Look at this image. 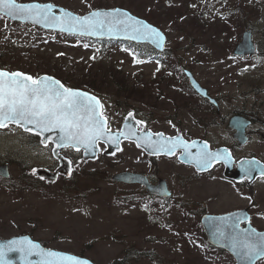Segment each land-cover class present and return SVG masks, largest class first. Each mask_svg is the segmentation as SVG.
I'll return each mask as SVG.
<instances>
[{
	"label": "rangeland",
	"instance_id": "obj_1",
	"mask_svg": "<svg viewBox=\"0 0 264 264\" xmlns=\"http://www.w3.org/2000/svg\"><path fill=\"white\" fill-rule=\"evenodd\" d=\"M17 1L50 2L79 16L124 8L167 35L164 60H147L125 42L100 44L0 16V68L12 71L7 68L27 63L70 88L99 93L110 129L120 130L131 119L123 112L128 109L138 113L146 129L208 138L214 147L229 143L221 127H209L217 122L228 127L223 116L247 115L264 132V55L233 56L248 27L264 51V0ZM185 70L214 95L219 108L193 92ZM32 136L15 125L0 130V164L11 166V178L0 177L1 239L30 236L95 264H235L205 247L195 230L199 205L224 213L251 204L254 223L264 228V181L239 187L223 178L221 168L197 174L166 158L150 161L127 142L116 156L101 152L96 161L74 170L70 180L41 185L30 171L49 168L54 159ZM258 136L251 149L262 155L264 140ZM125 171L165 179L172 197L165 203L141 186L112 181Z\"/></svg>",
	"mask_w": 264,
	"mask_h": 264
},
{
	"label": "snow or ice",
	"instance_id": "obj_2",
	"mask_svg": "<svg viewBox=\"0 0 264 264\" xmlns=\"http://www.w3.org/2000/svg\"><path fill=\"white\" fill-rule=\"evenodd\" d=\"M54 8L55 5L52 4H21L16 0H0V16L7 15L13 19L30 21L45 28L58 29L62 33L91 36L124 35L132 40H151L157 47H162L165 40L158 29L121 9L94 10L88 15L78 16L65 10H61L60 15H57ZM135 62L142 63L138 59ZM102 109L103 105L96 97L65 87L53 77L34 78L20 72L0 70V128L15 124L26 132L40 135L56 131L60 134L57 137V147L72 148L77 152L83 149L85 153L98 149L102 142L118 145L121 137H135L138 147L150 149L156 155L163 153L171 156L176 150L183 149L184 154L191 157L190 162L195 164L198 170H206L214 162H231L230 156L222 159L221 153L210 151L207 143L193 154L191 149L197 147L196 142L190 143L182 136L165 137L163 133L153 134L148 131L143 132L141 137L130 128L114 133ZM128 118L134 120L135 114L129 113ZM144 123L136 121L137 125ZM153 135L160 139L153 140ZM48 139L51 138L46 137L45 142ZM248 164L249 167L244 169L246 178H250L251 173L255 171L256 162ZM261 175L264 176V171ZM221 219L227 220L229 217ZM232 219L233 230H239L241 217L237 215ZM244 219L250 223L249 217ZM239 231L242 234L241 239L230 236L221 228H217L215 234L219 239H231L233 247L238 248L239 254L247 260H251L253 256H264V233H259L254 228ZM9 251H20L24 253L25 258L38 255L42 258L41 264H91L90 261L75 256L45 251L39 244L27 239L11 241Z\"/></svg>",
	"mask_w": 264,
	"mask_h": 264
},
{
	"label": "water",
	"instance_id": "obj_3",
	"mask_svg": "<svg viewBox=\"0 0 264 264\" xmlns=\"http://www.w3.org/2000/svg\"><path fill=\"white\" fill-rule=\"evenodd\" d=\"M17 3H19V2H17ZM30 3H39V2H30ZM21 4H29V3H21ZM40 4H51V3H40ZM116 9H121L123 11H126V12L130 13L129 11H127L125 9H122V8H116ZM61 10H65L67 12L73 13L72 11H70L68 9H65V8H62V7H59V6L55 5L54 11H55V13L57 15H60ZM110 10H113V9L101 10V11H110ZM73 14H75V13H73ZM75 15H77V14H75ZM4 16L8 17L7 15H4ZM132 16H134V15H132ZM134 17H136V16H134ZM8 18H10L13 21H17V22H21V23H31V24H33L30 21H25V20H20V19H13L11 17H8ZM136 18H138V17H136ZM138 19L141 20V21L146 22L147 24H149L145 20H142L140 18H138ZM33 25L38 26V27L42 28L43 30L60 32L58 29L45 28L44 26L39 25V24H33ZM149 25H151V24H149ZM151 26H153V25H151ZM153 27H155V26H153ZM155 28L158 29L163 34V36L165 38L162 47H157L155 44H153L151 42V40H132L129 37L124 36V35H116V36L97 35V36H91V35L69 34V33H66V32H64V33L72 35V36L86 37V38L93 39V40H98V41H122V42H133V43H138V44H149V45L153 46L154 48H156L158 51L162 52V51H164L165 46L167 44V37L159 28H157V27H155ZM255 52H256V50H255L254 42L252 40V33L250 31H247V32L244 33L242 41L235 48L234 54L236 56H246V55H254ZM20 73H22V72H20ZM26 75H28V74H26ZM186 75H187V77H188V79L190 81V84L193 87V89L200 96L208 98L209 96H208L207 89H205L204 87L201 86V84L194 77L193 73H191L190 71H186ZM43 76H49V75H43ZM43 76H41V77H43ZM49 77H51V76H49ZM74 90H79V89H74ZM79 91H83V90H79ZM83 92H85V91H83ZM86 93H88V92H86ZM89 95H91V94H89ZM211 102L214 103V104H217V101L215 99H211ZM10 125H15V124H10ZM231 126L233 127V129H235L237 131V135L235 137L240 140L241 144H244L246 139H247L246 135H245V129H246L247 123L243 122V118L242 117L236 116V117H234L231 120ZM129 128L132 131H135L136 134L138 136H141V137L143 136V132H148V131L138 132L137 131L136 121L133 120V119L127 120V122L124 124L122 130L127 131ZM22 130L24 131L23 128H22ZM113 132L116 133L118 131H113ZM29 133L36 134V135L40 136L41 143L43 145H48V144L54 145V150H53L54 158L60 160V163H61V168L59 169L60 172L50 173L48 170H46L44 168H36V169L33 170V173L36 176L42 177L44 179H47L49 182H56L58 177H59V173H62V174H65V175H69L71 164L61 154H59V152L62 149H64V148H60V147L56 146V144L58 143L57 137L60 134L58 132H56V131L44 133L43 135L37 134L35 132H29ZM46 137H50L51 139H48L45 142V138ZM165 137H170V136H165ZM159 139H160V137H158L156 135H153V140H159ZM126 141L135 142L137 144V142L135 140V137H133L132 139H125L124 137H121L120 138V142H119L118 145L117 144H109V143H106V142H102L101 144H104L107 147V150H106L105 153L107 155H109V156H113L117 152L121 151L122 143L126 142ZM195 142L197 144V147L191 149V152L193 154H196L199 151L200 147H202V145L204 144V142H202V141H195ZM141 148H143L148 154H151L152 156H157L156 154H153L150 149H147L145 147H141ZM178 150H181V149H178ZM178 150H176V151H178ZM81 151H83V153H84V160L81 162V164L83 165L85 162H87L89 160H96L97 159V156H98V154L100 152V146H99L98 149H93L92 151H90L88 153H85L83 149H81ZM54 152H55V154H54ZM212 152L221 153L222 159L225 156H230L231 162L230 163H224L226 165V167L228 168V171H227V174H226L227 176L235 178L238 181H240L243 177H246L244 169L249 167L248 162H253V161H245L244 163H247V165H241L239 168L233 169V165H232L233 164V161H232L233 158H232L229 150H227L225 148H222V149H218V150L212 151ZM158 155H165V154L161 153V154H158ZM180 160L182 162L186 163V164L195 166V164L190 162L191 157H188L186 154H184V150H183V154L180 156ZM216 163H223V162H214L213 165L210 168L206 169V170H204V169H201V170L197 169V170L201 171V172L209 171V170H211L214 167V165ZM262 171H264V167L261 166V165L258 166L257 164H255V171H253L251 173V176H250L251 181H253L256 178L257 175H261ZM0 175L4 176V177H7V178L9 177L8 166L0 165ZM114 180L117 181V182H124V183H129V184H134V183H142V184H144L146 182V177H144L142 175L126 172V173H121V174H118V175L114 176ZM158 193H160L162 196H165V197L170 195V193L167 191V187H165V184H163V185L158 187ZM237 215L241 217V221H242V222L239 223V230H243L240 227V224L243 223V222L248 221L247 219H244V217H249L250 218V216L247 214L246 211L235 212V213H231V214L223 215V216L205 215L203 217V225H204L205 231H206V233L208 235L210 243H212L213 245H215L217 247H221V248L229 250L234 255V257L236 258L237 264H256L257 261L262 259V258H264V256H253L251 260H247V259L243 258L239 254L240 250L238 248H234L233 247L231 239H219L218 236L215 234L216 229L217 228H221L225 232L229 233L230 236H235L237 239H241L242 238L241 232L239 230H233V228H232V225L234 223V220L232 219V217L237 216ZM224 217H229V219H227V220L221 219V218H224ZM247 228H253V227L251 226L250 223H248ZM259 233H264V232H259ZM21 239L31 240L33 243L39 244L40 247L42 249H44L45 251H53V252L63 253V254H66V255H71V256H75V257L83 259V260L90 261L89 259H86V258H83V257H79V256H76V255H73V254H70V253L60 252V251L48 249L45 246H43L40 242L33 240L30 236H21V237H14V238H11V239H4V240L0 239V264H41V259L42 258L40 256H38V255H32V256H29V257L25 258L24 253H22L20 251H9L10 242L13 241V240H21ZM13 247H15V246H13ZM51 259L55 260L56 258H51ZM65 264H67V262H65ZM91 264H94V263L91 262Z\"/></svg>",
	"mask_w": 264,
	"mask_h": 264
},
{
	"label": "flooded vegetation",
	"instance_id": "obj_4",
	"mask_svg": "<svg viewBox=\"0 0 264 264\" xmlns=\"http://www.w3.org/2000/svg\"><path fill=\"white\" fill-rule=\"evenodd\" d=\"M211 95H213V94L211 93ZM203 101L206 102V103H209V101H207V100H203ZM127 111L135 113L134 111H130V110H127ZM235 115L236 114L231 115L230 117H225V116L222 117L223 121H227L228 127L226 126V128H225L223 123H219V125H218V127H221L223 129V131L221 133L222 134H226L229 137L228 145H223V147H226V148L229 149V151L233 154V157H234L236 162H239L241 160H248V159H256L257 158L264 164V152L262 153V155H258L256 151H252V149H251V146L253 145V142H254V137L258 136V135H261V134H264V132L263 131H258V125H257L256 121L253 118H249L246 115L245 117L248 118V120L250 121V125H249L248 129L246 130V133H247L246 143L241 145L235 139V137H234L235 132L233 130H231L230 125H229L230 120ZM210 123H213V122L211 121ZM258 137H260V138H262V140H264L263 139L264 135L263 136H258ZM67 158L72 160V156H70V155H68ZM148 160L153 161L154 159H148ZM58 167H59V163L54 161L53 165L49 166V169H51L52 171H55ZM221 168L223 169V167H221ZM148 175H149L148 177H149L151 183H157L159 181V179H160L159 178V179L155 180V177L152 174L148 173ZM260 180L264 181V177L262 179H260ZM228 182H231L232 184H235L232 181H228ZM235 185H237V184H235ZM238 186L246 188V186H248V185H247V182L245 181V182H243L241 184H238ZM202 209H205V212L207 211L206 208H202ZM241 209H245V208H241ZM247 209L249 210V212H250V214L252 216V222H253V215L251 213V208H247ZM205 212H204V214H205ZM224 213H226V212H224ZM227 213H229V212H227ZM216 214H221V213H216ZM196 224L197 225L199 224V226L195 227V230H197L199 232V234L201 235V237L204 238L202 225L199 222H196ZM245 226H246V224L242 225V227H245ZM258 229L259 230H264V228L261 227V226H258ZM212 250L214 252L222 255V256H228L225 259H223V262H235L234 258L232 256H230V254L228 252L220 250V249H217V248H212ZM262 262H264V260Z\"/></svg>",
	"mask_w": 264,
	"mask_h": 264
},
{
	"label": "trees",
	"instance_id": "obj_5",
	"mask_svg": "<svg viewBox=\"0 0 264 264\" xmlns=\"http://www.w3.org/2000/svg\"><path fill=\"white\" fill-rule=\"evenodd\" d=\"M102 44H106V43H102ZM127 46L130 49H132L133 52H135L138 56H140V57L145 56L144 58H146L148 60L156 59L159 61H163L164 60L163 56L166 55L164 53L157 52L155 49H153L149 45H138V44L136 45V44L128 43ZM26 67H28V68H26ZM7 69L14 70V71L20 70V71H23V72L30 74L32 76L40 75V73H43V72L47 73V71L39 70L40 68L37 66H35V68H34V67H31L30 65H27V63H25V65L19 64L18 67H9ZM56 77H58V76H56ZM60 79H62V78H60Z\"/></svg>",
	"mask_w": 264,
	"mask_h": 264
},
{
	"label": "bare ground",
	"instance_id": "obj_6",
	"mask_svg": "<svg viewBox=\"0 0 264 264\" xmlns=\"http://www.w3.org/2000/svg\"><path fill=\"white\" fill-rule=\"evenodd\" d=\"M154 60H156V59H154Z\"/></svg>",
	"mask_w": 264,
	"mask_h": 264
}]
</instances>
